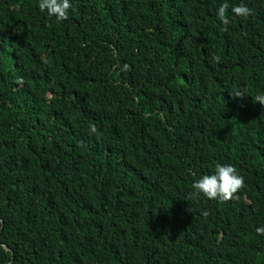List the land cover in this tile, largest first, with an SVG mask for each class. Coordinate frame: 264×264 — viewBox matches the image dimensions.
<instances>
[{"label": "trees", "instance_id": "obj_1", "mask_svg": "<svg viewBox=\"0 0 264 264\" xmlns=\"http://www.w3.org/2000/svg\"><path fill=\"white\" fill-rule=\"evenodd\" d=\"M71 3L0 0V264H264V0Z\"/></svg>", "mask_w": 264, "mask_h": 264}, {"label": "clouds", "instance_id": "obj_2", "mask_svg": "<svg viewBox=\"0 0 264 264\" xmlns=\"http://www.w3.org/2000/svg\"><path fill=\"white\" fill-rule=\"evenodd\" d=\"M37 7L41 12H46L51 18L57 21L64 20L68 17L69 10L72 8L71 0H37ZM228 6L226 3H220L216 9V16L222 25L229 23L226 11ZM252 9L246 3H238L231 7V13L237 17H246L250 15ZM214 59H219L215 57ZM127 64L123 65L126 70ZM242 93L236 92L234 96L239 97ZM255 101L264 106V94H257ZM93 133L96 128L93 125L90 129ZM244 184V177L236 167L230 163H217L214 166V171L200 175L192 181V188L189 195L194 197H204L207 199L227 200L233 197ZM205 215L207 213H204ZM255 232L264 235V224L257 226Z\"/></svg>", "mask_w": 264, "mask_h": 264}]
</instances>
